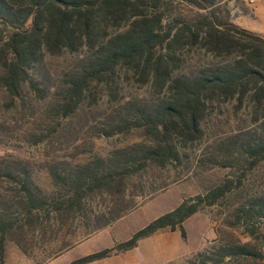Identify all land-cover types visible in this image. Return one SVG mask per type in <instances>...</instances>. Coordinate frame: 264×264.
I'll return each mask as SVG.
<instances>
[{"label":"rangeland","instance_id":"1","mask_svg":"<svg viewBox=\"0 0 264 264\" xmlns=\"http://www.w3.org/2000/svg\"><path fill=\"white\" fill-rule=\"evenodd\" d=\"M215 2L236 25L264 38V0ZM161 11L165 26L173 28L207 12L181 0H165ZM10 30L0 18V213L13 222L0 264H68L126 241L184 200L199 198L203 203L183 224L186 239L179 229L166 228L108 264H264V115L249 96L208 101L200 138L168 137L177 157L160 167L148 149L165 142L161 134H148L144 115L153 116L171 97L167 89H156L152 78L142 82L120 64L108 77L90 81L68 112L70 80L83 75L94 56L84 46L45 53L13 95L1 80ZM179 55L173 75L190 77L238 54L214 57L199 46ZM24 182L43 201L41 208L29 205ZM95 233L104 240L95 241ZM240 244L250 252L232 251Z\"/></svg>","mask_w":264,"mask_h":264},{"label":"trees","instance_id":"2","mask_svg":"<svg viewBox=\"0 0 264 264\" xmlns=\"http://www.w3.org/2000/svg\"><path fill=\"white\" fill-rule=\"evenodd\" d=\"M206 10L195 20H184L180 26L166 27L161 11L165 0H0V18L11 27L2 49L3 85L17 95L30 78V69L45 53L58 55L86 46L94 50L84 74L72 78L73 111L82 99L83 91L92 80H102L124 64L140 74L141 81L152 78L159 91L167 89L171 97L156 107L153 116L144 115L148 134H161L164 145L148 149V158L166 164L177 157V151L167 138L176 135L185 141L200 138V122L206 103L217 98L229 100L249 96L257 112L264 115V38L241 28L222 14L215 0H181ZM151 11V12H148ZM126 24L125 29L110 33L109 28ZM205 47L214 57L238 54L213 70L193 76H174L181 63L179 52L186 47ZM98 183L90 187L94 189ZM29 205L41 208L28 184H22ZM222 191L213 194L208 204L215 202ZM210 198V195L207 199ZM72 202L74 201L71 199ZM203 203L184 200L173 210L155 218L126 241L79 257L68 264H87L120 254L137 247L139 241L160 230H180L186 239L184 222ZM51 214V213H50ZM13 226L0 213V261L6 249V233ZM247 244L236 246L235 253L248 254ZM192 264V262H188Z\"/></svg>","mask_w":264,"mask_h":264},{"label":"crops","instance_id":"3","mask_svg":"<svg viewBox=\"0 0 264 264\" xmlns=\"http://www.w3.org/2000/svg\"><path fill=\"white\" fill-rule=\"evenodd\" d=\"M119 218V217H118ZM117 218V219H118ZM116 219V220H117ZM116 220H114V221H106L104 224H103V226L101 227L102 229L100 230L101 232L102 231H105V230H107L108 229V227L110 226V225H112V224H114L115 222H116ZM95 232H96V229H95ZM176 232V231H175ZM156 234V233H155ZM152 236H154V234L153 235H151V236H149V237H146V238H144V239H141L140 241H139V243H138V245H137V247H135V248H133V249H131V250H128V251H125V252H123V253H120V254H115V253H113L111 256H109V257H107V258H103V259H100V260H97V261H93L95 264H108V261H111V259L113 258V257H116V256H124V255H126L127 253H129V252H131V251H133L134 249H137L146 239H148V238H150V237H152ZM102 238V236L101 237H97V233H95V241H97V239H101ZM104 239L102 238L101 239V241H103ZM164 242H162V244H163ZM112 247V246H111ZM105 248H109L108 246L107 247H105ZM104 249V248H103ZM102 250V249H101ZM99 251V250H98ZM96 252V251H95ZM76 259V258H75ZM74 258H72V261L73 260H75ZM93 262H90V263H87V264H93ZM129 264H139L138 263V261H133V262H131V263H129Z\"/></svg>","mask_w":264,"mask_h":264},{"label":"built area","instance_id":"4","mask_svg":"<svg viewBox=\"0 0 264 264\" xmlns=\"http://www.w3.org/2000/svg\"><path fill=\"white\" fill-rule=\"evenodd\" d=\"M249 3H255L256 0H247Z\"/></svg>","mask_w":264,"mask_h":264}]
</instances>
